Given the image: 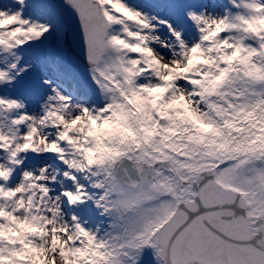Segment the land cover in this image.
<instances>
[{
  "label": "snow or ice",
  "instance_id": "6c2138e0",
  "mask_svg": "<svg viewBox=\"0 0 264 264\" xmlns=\"http://www.w3.org/2000/svg\"><path fill=\"white\" fill-rule=\"evenodd\" d=\"M0 264H264V0H0Z\"/></svg>",
  "mask_w": 264,
  "mask_h": 264
}]
</instances>
